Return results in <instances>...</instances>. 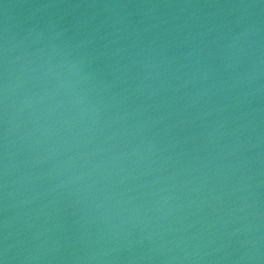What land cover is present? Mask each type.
Masks as SVG:
<instances>
[{"label": "water", "instance_id": "1", "mask_svg": "<svg viewBox=\"0 0 264 264\" xmlns=\"http://www.w3.org/2000/svg\"><path fill=\"white\" fill-rule=\"evenodd\" d=\"M3 264H264V0H0Z\"/></svg>", "mask_w": 264, "mask_h": 264}, {"label": "snow or ice", "instance_id": "2", "mask_svg": "<svg viewBox=\"0 0 264 264\" xmlns=\"http://www.w3.org/2000/svg\"><path fill=\"white\" fill-rule=\"evenodd\" d=\"M0 264H3V261H0Z\"/></svg>", "mask_w": 264, "mask_h": 264}]
</instances>
